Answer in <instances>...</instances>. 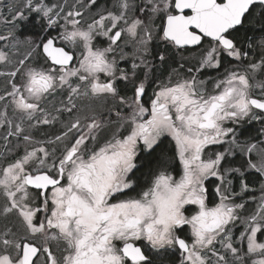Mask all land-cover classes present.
Instances as JSON below:
<instances>
[{"label": "snow or ice", "instance_id": "6c2138e0", "mask_svg": "<svg viewBox=\"0 0 264 264\" xmlns=\"http://www.w3.org/2000/svg\"><path fill=\"white\" fill-rule=\"evenodd\" d=\"M0 264H264V0H0Z\"/></svg>", "mask_w": 264, "mask_h": 264}]
</instances>
